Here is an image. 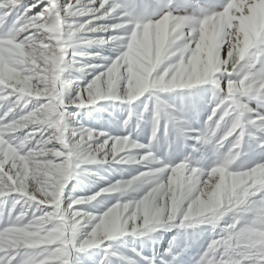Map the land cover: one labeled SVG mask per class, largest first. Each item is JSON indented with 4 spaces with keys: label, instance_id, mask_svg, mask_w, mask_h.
<instances>
[{
    "label": "clouds",
    "instance_id": "1",
    "mask_svg": "<svg viewBox=\"0 0 264 264\" xmlns=\"http://www.w3.org/2000/svg\"><path fill=\"white\" fill-rule=\"evenodd\" d=\"M74 24L73 19L65 20L58 12L49 13L41 30L23 37L19 43L8 42L5 46L0 41V85L11 89L9 96L18 93L17 103L31 104L33 109L11 121L8 131L17 134L11 137L17 147L27 148L25 162L49 183L45 198L50 197L52 205L50 212L39 216L26 218V213L21 212L12 217L10 228L0 233V251L22 250L19 264H69V248H76L77 240L79 250L106 240L144 237L174 227L177 236L169 250L176 261L184 247L198 238V230L207 227L211 232L219 229L227 233L222 242L241 256L248 255L254 247L264 254V161L244 159L241 148L245 135L256 140L251 129L264 132V120L247 114L253 102L264 108V61L257 63L258 58L264 57V0H203V3L197 0L191 9L185 6V0L175 3L167 0L151 16L115 21L110 27L130 25L137 35L135 55L139 59L135 65L130 62L122 38L108 36L105 42V37L99 36L98 45H110L116 58L104 74L103 83L96 76L84 85L87 99L74 82L80 78L77 73L87 67L81 58L100 54L78 49L77 45L86 37L77 34ZM186 37L196 39V64L191 63V57L187 63L184 60L187 45L191 44V40L185 44ZM151 39L156 41L155 60L150 43L141 42ZM120 48L124 51L120 52ZM162 48L169 62L160 70ZM225 48L227 54L222 58L221 51ZM147 64L151 68L145 71ZM130 69H137L135 81ZM233 73L236 78L227 79L222 87L225 74ZM203 85L209 86L212 104L223 103L222 98L227 97L231 99L229 108L234 111L232 119L223 123L210 125L211 117H207L202 130L192 137L213 145L210 166L205 170L191 164L188 157L170 163L151 150L139 151L153 144L156 137L153 129L160 117L183 132L192 131L186 117L173 114V104L165 99V94L179 92L192 96ZM141 97L144 98L141 112L149 106L152 110L147 144L134 139L131 131L110 137L112 144L108 151H104L107 140L95 148L70 141L72 114L68 113L67 105L79 108L103 100L120 101L128 106L122 121L127 127L134 114L132 105ZM5 98L0 93V100ZM30 125L47 126L54 132L41 133L39 138L23 134ZM237 127L240 134L229 142ZM2 135L0 129V138ZM33 139L35 143L27 147ZM97 161L143 166L145 170L127 179L114 180L92 195L79 196L65 205L61 196L67 183L79 177L85 165ZM204 172L207 176L201 185L200 176ZM106 195L114 196L115 201L107 204ZM77 203L91 205L95 210H73L72 205ZM176 248L179 251L173 250ZM207 264H213L211 257Z\"/></svg>",
    "mask_w": 264,
    "mask_h": 264
},
{
    "label": "snow or ice",
    "instance_id": "2",
    "mask_svg": "<svg viewBox=\"0 0 264 264\" xmlns=\"http://www.w3.org/2000/svg\"><path fill=\"white\" fill-rule=\"evenodd\" d=\"M57 12L60 14L61 18L65 20L71 18L75 21L74 27L77 29V34L86 37L82 44H99L101 42L98 40V37H90L89 34L97 31L109 32L111 34L108 36L120 37L123 39L124 43L127 44L128 52L126 55L133 65H135L136 61L139 59L135 55L138 37L132 32L131 26L110 27L115 21H125L132 17L124 10L119 0H87V4L83 3L82 0H67L66 3H60L59 0H35L34 3L26 5L24 0H0V41H4L5 46H7L8 42L19 43L23 37L41 30L42 26L45 25L49 13ZM10 17L11 21L9 22ZM108 36H104L105 42H107ZM188 40H191L190 45H187ZM141 42L146 44L150 43L152 60H155L157 58L155 39H151L150 41L141 40ZM185 44L187 45V50L184 52L185 62L187 63L189 57H191V63L196 64L198 53L196 50L195 37H186ZM119 51L123 52L124 49L120 48ZM166 56L167 52L162 48L159 58L163 63L160 65V70L169 62L165 60ZM115 58L116 55L106 59L105 63L102 65L86 64L87 67L83 70L88 68L98 69L93 77L99 76L103 83L105 79L104 74L109 70V65ZM262 61H264V57L258 58L257 63ZM150 68L151 64H147L145 71L150 70ZM229 68H231V64H229ZM120 71L123 76L124 67H121ZM129 71L132 72V78L133 81H135V71H137V69H130ZM233 78H236L235 73L232 75L226 74V78L221 82V86L223 87L224 84H226L227 79ZM125 79H127V76H125ZM120 87L123 92V81ZM133 87H135V83H133ZM83 89L84 86L80 87L81 94L84 99H87ZM8 92H11V89H6L4 85H0V93H3L6 97L4 100H0V129H3V135L2 138H0V233L7 232L11 226L12 217L17 216L21 212H25L27 218L34 215L39 216L46 211L50 212L51 210H49V207L52 209V205L49 203L51 198H45V190L48 188L49 183L45 182V177L34 173L30 163L25 162L27 148L17 147L11 139L13 135L17 134L8 131L10 122L31 112L33 110L32 105L17 103L16 96L18 93H13L9 96ZM29 99L32 100L33 98ZM222 99L223 103L216 101L210 107V112L207 116L211 117L209 121L210 125L215 124L217 121H221L222 123L228 121L232 119L234 115L233 109L229 108L231 99L227 97ZM217 104H219V107H216ZM68 106L69 105H67V107ZM10 108L11 111H9ZM213 108L216 109L215 112H213ZM247 114L252 118L264 120V114L258 113L253 108H248ZM71 119L72 121H76L75 113H72ZM76 123L78 124V121H76ZM245 127H247V125H245ZM37 128H40V126L30 125L29 128L23 130V134L39 138L41 133L50 135L54 132V129L48 128L47 126L40 128V131H36ZM223 130V127H221L220 132ZM153 131L156 134L157 127H155ZM240 131L241 129L237 127L231 137L234 139L240 134ZM259 132L264 133L260 130ZM71 133H74V135H71ZM198 134L199 131H194L192 137ZM110 137H113V135L108 132L85 126H78L70 131V141L80 142L84 147L91 145L95 148L98 144L103 145V141L107 140L108 144L104 147V151H108L111 147L112 139ZM217 138H219V133ZM194 140L199 142L196 139ZM34 143L35 139H33L27 147H31ZM256 143L259 148L264 149V135L256 136ZM147 150V147L139 149V151ZM62 151H64V149H62ZM100 155L102 156L103 152H101ZM109 157H111L110 152ZM254 161L261 162L264 161V158ZM176 163H179V161ZM168 171H171V169H168ZM165 175H167V172ZM206 176V172L200 176L201 185ZM61 198L64 199L63 195ZM76 198L77 197L69 198L67 204L72 203ZM5 205H7L6 208L4 207ZM72 207L73 210L77 211L86 210L85 204L77 203L73 204ZM232 231L235 230L233 229ZM226 235L227 233L221 232L220 230L212 232L206 246L195 261H199L200 264H207L208 258L211 257L213 264H229L230 261H239V264H264V254H261L256 247H254L248 255L241 256L238 252L233 251L231 247H228L226 243L222 242ZM110 242V240H106L98 246L106 249V255H119L117 252L111 250ZM78 246L79 240H77L76 248L70 246L68 256L69 264H72V261L84 250L91 248L88 247L78 250ZM133 252H135L136 256H140L141 259L145 260L146 264H158L157 257L155 256L143 257L142 254L135 249H133ZM21 253L22 250H17L15 252L0 251V264H19ZM165 257L168 258L166 259ZM121 259L126 261L127 264H138L133 257L121 256ZM173 262L171 251L165 249L164 255L159 257V264H173ZM100 264H108V261L102 258Z\"/></svg>",
    "mask_w": 264,
    "mask_h": 264
},
{
    "label": "rangeland",
    "instance_id": "3",
    "mask_svg": "<svg viewBox=\"0 0 264 264\" xmlns=\"http://www.w3.org/2000/svg\"><path fill=\"white\" fill-rule=\"evenodd\" d=\"M35 0H24L25 5L34 3ZM60 3H66L67 0H59ZM87 4V0H82ZM124 10L132 17H148L157 12L159 8L167 2V0H119ZM176 0H173L175 3ZM197 0H185V6L190 9L195 7ZM203 3V0H200ZM86 18V17H82ZM11 17L9 18V22ZM109 32H93L89 34L90 37L108 36ZM80 51L87 53H99L100 55H89L82 57L84 64L88 65H102L106 59L116 55V52L111 50L110 45L98 44H79L77 45ZM221 56H226V49H222ZM98 69L88 68L77 75L80 77L75 81V85L79 87L84 86L96 74ZM226 78V74H225ZM200 89L198 94L192 96H184L179 92H170L165 94V99L173 104V114L182 115L189 121L188 127L192 131L183 132L173 122L169 121L166 124V118L160 117L157 119L156 127L157 133L152 145L148 150L153 151L156 155L165 158L166 162L176 163L188 157L191 163L207 169L213 160V145L196 142L192 139L194 131L202 130L204 122L210 112L212 103L210 102L211 93L208 91L209 86H198ZM144 98H139L132 105L134 114L130 120L129 126H124L122 121L127 114V105L120 101L103 100L97 105H87L84 107H76L69 105L67 107L68 113L76 114V121H71L69 131L78 126H85L97 130L108 132L113 136L125 135L129 131L132 132L133 138L140 141L142 144L148 143V137L152 130V110L151 106L143 112ZM250 107L257 112L264 114V108H258L256 103H251ZM255 135L262 136L264 133L257 129H251ZM229 137V142L232 140ZM227 143V142H226ZM242 150L245 153L244 159L254 161L264 158V149L257 146L256 140H251L247 135L243 138ZM85 171L81 172L79 177L67 183L63 190V203L67 205L69 198L79 196H89L98 191L101 187L117 179H127L131 175H135L138 171H144L143 166H132L118 164L115 161L109 162H92L84 166ZM104 200L107 204L115 201L114 196L106 195ZM5 208L7 205L4 206ZM49 210L50 207H49ZM87 211H94L91 205H86ZM102 210V209H100ZM6 219V217H5ZM176 228L159 229L155 233H149L144 237L126 236L117 238L111 241V250L117 252L119 255H106V249L100 246H93L84 250L77 256L72 264H100L102 258L108 261V264H127L121 259V256L133 257L138 264H146V261L136 256L133 249L140 252L143 257H157L159 264V257L163 256L165 249H169L173 244V238L177 236ZM199 231V236L194 242L184 247L173 264H194L203 248L206 246L208 239L212 232L207 227H202ZM216 231H219L217 229ZM179 251L178 248L173 249ZM166 259L168 257H165Z\"/></svg>",
    "mask_w": 264,
    "mask_h": 264
}]
</instances>
